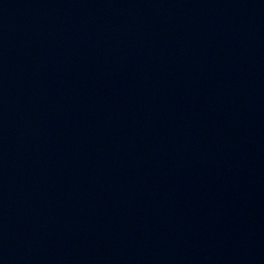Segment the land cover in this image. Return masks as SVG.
I'll return each instance as SVG.
<instances>
[{"label": "water", "instance_id": "95a60500", "mask_svg": "<svg viewBox=\"0 0 264 264\" xmlns=\"http://www.w3.org/2000/svg\"><path fill=\"white\" fill-rule=\"evenodd\" d=\"M0 264H264V0H0Z\"/></svg>", "mask_w": 264, "mask_h": 264}]
</instances>
